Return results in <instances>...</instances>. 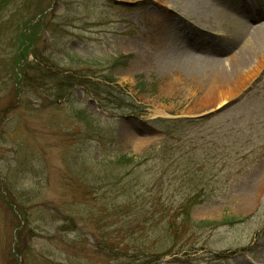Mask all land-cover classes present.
<instances>
[{"label": "rangeland", "instance_id": "1", "mask_svg": "<svg viewBox=\"0 0 264 264\" xmlns=\"http://www.w3.org/2000/svg\"><path fill=\"white\" fill-rule=\"evenodd\" d=\"M46 7L24 57L23 28L0 25V264H129L99 247L129 241L116 218L93 216V163H106L99 143L136 156L158 150L167 184L185 183L175 180L182 166L200 167L208 199L191 219L219 223L187 228L176 243L155 231L150 258L136 264H264V73L236 92L161 66L186 47L226 65L230 53L188 44L185 13L157 0H35L25 14ZM39 67L96 82L106 95L74 87L55 101L54 87L35 78ZM221 91L230 100L220 105Z\"/></svg>", "mask_w": 264, "mask_h": 264}, {"label": "trees", "instance_id": "2", "mask_svg": "<svg viewBox=\"0 0 264 264\" xmlns=\"http://www.w3.org/2000/svg\"><path fill=\"white\" fill-rule=\"evenodd\" d=\"M31 1L0 0V25H4L7 22L5 25L12 26L15 23L17 26L23 28V30L19 31L20 33L16 39L18 41L16 42L18 44V56L20 57H24L26 54L28 48L23 47L25 42L27 41L28 44V41L31 43L34 40L33 38L37 35L36 33L40 28V19H42V15L49 9V7L41 9L36 12L34 17L30 18L25 14V10L29 9L35 0ZM9 4H12V9H9V14L5 16L4 12H7ZM20 15L21 18L25 17L23 22L16 20ZM38 16H40L39 20L33 23ZM3 19L6 21L3 22ZM28 30L31 31V34H27ZM38 66H41V64H38ZM36 70L34 74L36 79L47 82L54 87L55 101L59 100L62 95H65L66 92L74 87H85L87 92L95 97H101L102 101L104 95H106L104 94L105 92L99 91L102 86H98V83H94L91 80L85 78H78L76 80V78L73 79L66 72L65 74H63L64 72L52 74L40 67ZM78 75L80 76V74ZM107 81L112 82V78H108ZM82 84L86 86H79ZM103 87L108 89V86ZM105 102H108V100ZM105 145L99 143L93 147L94 153L105 152L101 159H106L104 165L97 162L93 163L95 170L92 171V191H95L93 200H96L95 205L97 207L93 216H100L96 220L100 219L99 221L101 222L104 218L108 219L109 216L113 219L116 218V221L121 223L122 226H127L128 229L124 233L129 234V241L121 242L119 245H116L114 242L111 246H108L109 244L105 242L103 243L104 246L100 245L99 247L104 251L105 255L118 258L120 262L122 259H127L129 264H136L142 261V259L146 260L150 258L151 255L149 256L146 253L148 247L145 246L150 245L152 239L156 237L153 234L155 231L164 234L166 237L171 238L174 241L173 243H176L177 239L185 236V229L187 228L218 226L219 223L217 222H195L190 216L194 207L207 202L206 200L208 199L204 190L207 188V185L201 181L203 174H201L200 167L190 169L187 166H182V169L176 171V181L184 177L186 180H184V184H188L189 182L191 185L185 186L184 184L171 182L167 184L164 177L166 170L161 169L158 163H155L158 150L151 149L149 152L136 156L119 153L116 146L112 143L107 146ZM108 147L109 151L112 152L108 151L109 153L107 154ZM156 165L158 169L155 171ZM157 172L160 173L159 177H156ZM162 186H165L164 190ZM154 189L159 190L154 192ZM174 195H177L178 198L182 197L181 200L178 201V198ZM164 196L167 198H163ZM171 208L174 209L172 210ZM224 222L225 225H235L238 223L234 219H224ZM158 226L162 227L159 230H155ZM147 231H150L148 239L143 240L142 237ZM172 252L168 255L179 254L174 253V251Z\"/></svg>", "mask_w": 264, "mask_h": 264}, {"label": "bare ground", "instance_id": "3", "mask_svg": "<svg viewBox=\"0 0 264 264\" xmlns=\"http://www.w3.org/2000/svg\"><path fill=\"white\" fill-rule=\"evenodd\" d=\"M157 1L185 13V19H189V26L185 29L188 44H198L225 55L230 53L226 65L224 60L208 61L200 56L201 51L194 53L186 47L183 54L165 59L161 66L177 72L178 77L185 74L186 78L189 73L201 77L204 81L200 79V86L218 87L228 82L225 86H236V92L252 85L264 73V22H261L264 0H225L230 5L220 2L222 0ZM246 22L252 25L247 28L243 25ZM197 28H204L203 37L196 34L194 29ZM156 43L159 44L160 40ZM214 100L217 104H224L230 100L229 92H219Z\"/></svg>", "mask_w": 264, "mask_h": 264}, {"label": "water", "instance_id": "4", "mask_svg": "<svg viewBox=\"0 0 264 264\" xmlns=\"http://www.w3.org/2000/svg\"><path fill=\"white\" fill-rule=\"evenodd\" d=\"M204 117V116H203Z\"/></svg>", "mask_w": 264, "mask_h": 264}]
</instances>
